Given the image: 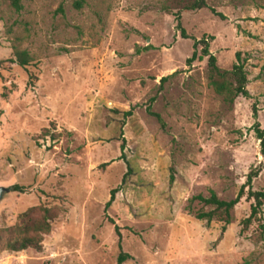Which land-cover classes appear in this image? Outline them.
Here are the masks:
<instances>
[{"label":"rangeland","instance_id":"rangeland-1","mask_svg":"<svg viewBox=\"0 0 264 264\" xmlns=\"http://www.w3.org/2000/svg\"><path fill=\"white\" fill-rule=\"evenodd\" d=\"M75 1L20 0L17 13L0 0V264H264V204L241 233L249 189L264 192V0H206L194 12L184 0ZM178 24L213 38L221 70L238 52L249 58V98L225 105L206 59L186 65L193 40ZM17 42L33 57L26 68L12 63ZM242 190L224 230L195 219L208 211L198 202L187 209L209 191L230 201ZM39 206L57 216L42 251L7 252V231Z\"/></svg>","mask_w":264,"mask_h":264},{"label":"trees","instance_id":"trees-1","mask_svg":"<svg viewBox=\"0 0 264 264\" xmlns=\"http://www.w3.org/2000/svg\"><path fill=\"white\" fill-rule=\"evenodd\" d=\"M186 3L185 10L194 12L199 11L204 8H207L206 0H184ZM10 6L15 9L18 13L21 11L22 7L20 4V0H9ZM83 4L82 0L75 1V7L80 8ZM61 12L62 9H60ZM213 11V10H212ZM213 13L219 17L220 19H224L221 14H218L213 11ZM177 20L180 21V17L176 15ZM178 28L181 30V36L183 39H192L193 40V49L194 52L192 57L186 61L187 66H192L193 62L196 59L202 61L206 59V71H207V80L209 86L214 90L216 95H218L222 102L227 106H232L237 98L244 97L249 98V92L247 90L248 86V75L246 72V63L248 61V57H242L241 53L238 52L235 54L236 63L232 66L231 70L224 71L221 70L217 65V59L214 55L210 53V40H213L212 37L201 38L200 40H196L192 37H189L184 29L178 24ZM200 48V54L198 56L197 50ZM150 49V46L146 47L144 50L147 51ZM13 51V60L12 63L16 64L20 68H26L33 63V57L28 53L27 50H23L20 47V44L14 43L12 46ZM4 64V62H0V67ZM173 75L162 78L161 84L168 81ZM6 94H0V99L5 98ZM149 113L156 118V120L161 124L162 129L165 128L163 121L158 114H154L152 112ZM132 114L129 112L126 114V117H130ZM45 133H48V130H45ZM258 140L261 145V154L264 157V132L257 129ZM170 175V183H174V169L171 168ZM256 174H250L247 178L246 185L247 187L251 186V181L253 176ZM244 189V188H242ZM14 192H21L22 189L15 186L12 188ZM243 190L240 194L233 200L224 201L217 197V195L213 191H209V196L204 197L202 195H198L189 200V204L187 209H191V205L195 202L202 205L203 208H207L208 211H204L203 209L196 212L195 219L197 221H205L210 224L213 221L223 224V230L226 226L230 225L234 220V210L236 206L239 204L240 199L242 198ZM248 197L254 200V204L251 206V214L250 216L242 222V231H246L250 226L253 219L257 217L260 213V209L264 204V192H252L249 189ZM115 199V191L111 192V198L109 202L106 204V208H109ZM34 212H38V217H32ZM56 213L49 208L44 206H39L28 210L18 217L17 224L14 228L8 230V239L5 242L4 248L7 252L10 253H20L27 250H34L36 252L42 251V244L44 241V237L48 236L51 233L52 224L56 219ZM118 231V228H115ZM264 236V225L259 224V233L255 240V242L263 241ZM127 258V256L121 255L119 258V263Z\"/></svg>","mask_w":264,"mask_h":264},{"label":"water","instance_id":"water-1","mask_svg":"<svg viewBox=\"0 0 264 264\" xmlns=\"http://www.w3.org/2000/svg\"><path fill=\"white\" fill-rule=\"evenodd\" d=\"M8 191L9 190H7V189L0 188V200H1L2 196H3V193L8 192Z\"/></svg>","mask_w":264,"mask_h":264}]
</instances>
